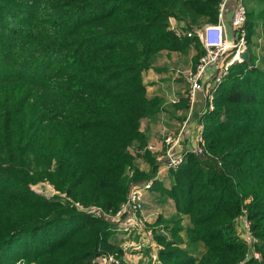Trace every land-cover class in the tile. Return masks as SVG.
I'll return each instance as SVG.
<instances>
[{
    "label": "trees",
    "instance_id": "obj_1",
    "mask_svg": "<svg viewBox=\"0 0 264 264\" xmlns=\"http://www.w3.org/2000/svg\"><path fill=\"white\" fill-rule=\"evenodd\" d=\"M221 2L0 0V264H100L110 255L125 264L127 242L110 240L106 221L32 187L47 183L116 213L128 195L131 151L147 143L142 123L162 105L142 75L162 51L193 45L201 59L206 51L188 32L217 24ZM172 20L186 23L183 34ZM260 25L264 10L248 11V45ZM256 62L247 52L214 88V110L201 115L209 154L187 152L170 172L171 189L156 182L179 220L173 240L155 235L154 264H240L249 252L243 211L261 254L247 264H264V69ZM83 222L101 227L81 252L72 240Z\"/></svg>",
    "mask_w": 264,
    "mask_h": 264
},
{
    "label": "rangeland",
    "instance_id": "obj_2",
    "mask_svg": "<svg viewBox=\"0 0 264 264\" xmlns=\"http://www.w3.org/2000/svg\"><path fill=\"white\" fill-rule=\"evenodd\" d=\"M246 6L250 13L255 15L260 14L264 10V5L255 0H246ZM177 22V21H176ZM171 21V27L179 34H183L186 29V23H176ZM196 30V29H195ZM198 30V29H197ZM257 37H253L251 43L248 45L247 52L255 56L257 59V66L264 69V25H260L257 30ZM261 36V37H260ZM246 52V53H247ZM224 56L226 62L230 58ZM200 59H198L195 46H191L183 52H168L162 51L158 54L153 67L142 75L143 82L148 90L149 97H158L161 102L160 111L153 117L145 119L142 123V131L147 138L146 145L142 147H134L131 155L134 159L133 165L127 169V186L128 193L131 187L144 180L157 178L158 172L164 167L166 162L167 148L165 140L168 137L177 139L182 133L184 139L180 144L182 150L187 149L192 142L195 141L199 134L201 125V118L196 127H192L190 123L194 122L196 113L190 115V95L191 84L189 81L190 74L196 69ZM214 75V74H213ZM210 81H205V90L202 91V99L198 105L200 93L198 92L195 107L198 105L202 114L206 111L208 101L207 95L210 93ZM212 84V83H211ZM177 103H174V101ZM189 110V112H188ZM195 126V125H194ZM147 146H153V151H146ZM143 151V153H140ZM159 170V171H158ZM142 176V177H141ZM142 179V180H140ZM173 174L164 172L160 175V180L165 188L171 189L173 184ZM33 191L39 195L59 198L62 200L63 206L71 212L78 214L89 215V217L101 218L106 221L113 229V235L108 237L110 240L116 238L119 242H127L125 244V264H154L158 262V245L155 235L162 234L168 240L172 239V234L169 231L174 225L173 221L179 220L176 216L175 207L172 201L162 195L161 191H152L148 194L145 204V212L143 214V224L137 225L130 233L123 231L122 223L115 221V213L108 214L104 209L97 206L84 207L78 201H75L71 196L62 194L55 190L47 183H39L32 187ZM87 208L81 209L77 206ZM108 214V215H104ZM190 222L188 218L182 220V227H188ZM101 225H90L89 223H81L78 231L75 232L72 243L75 247L80 248L81 252L87 251L94 246V235L97 233ZM151 233V235H150ZM101 236V235H100ZM180 236L186 237V232L180 233ZM154 237V238H153ZM174 238V237H173ZM186 248V247H182ZM192 251V249H190ZM61 252L58 251L57 254ZM101 263V258L98 259ZM18 264H33L29 262H20Z\"/></svg>",
    "mask_w": 264,
    "mask_h": 264
},
{
    "label": "built area",
    "instance_id": "obj_3",
    "mask_svg": "<svg viewBox=\"0 0 264 264\" xmlns=\"http://www.w3.org/2000/svg\"><path fill=\"white\" fill-rule=\"evenodd\" d=\"M230 0H222L218 15V23L215 25H206L200 30L188 32V37H197L206 51V54L200 59L195 71L189 76L191 84L190 95V115H192L195 106L198 92L205 90V75L209 70H213V77L210 83V93L207 95V109L214 110V88L221 84L229 72V68L236 62L244 60L243 55L247 54V31L246 23L248 18V9L246 0H236L232 12V19L230 21V28L232 30V37L228 34L225 24L226 6ZM231 37V38H230ZM230 56L228 61H224V56ZM174 103H177L175 100ZM190 123L189 119L185 122ZM184 139L182 133L177 139L168 137L165 140L166 162L164 167L158 172L157 178L144 180L134 184L126 200L122 203L120 208L114 215L117 223H122L123 231L130 234L137 225L143 224V214L145 212L146 198L157 182L160 180V175L164 172H172L178 170L185 162L187 152L203 157L209 154L206 149V141L203 135V126L200 127L199 134L194 142L185 149L180 148V144ZM153 146H147L146 151H153ZM140 153H143L141 151ZM80 207V204H77ZM83 210L86 208L80 207ZM105 216L107 214H104ZM240 229L243 239L249 246V252L245 260L240 264H247L250 259L260 260L261 254L255 250L256 239L252 233V224L249 221L246 211L239 219ZM151 235V233H150ZM100 264H120V260L113 255L101 258Z\"/></svg>",
    "mask_w": 264,
    "mask_h": 264
},
{
    "label": "crops",
    "instance_id": "obj_4",
    "mask_svg": "<svg viewBox=\"0 0 264 264\" xmlns=\"http://www.w3.org/2000/svg\"><path fill=\"white\" fill-rule=\"evenodd\" d=\"M235 1L236 0H230L229 2H228V4H227V6H226V11H225V24H226V28H227V31H228V34L232 37V30H231V28H230V21H231V19H232V12H233V8H234V5H235ZM176 22V21H175ZM177 23V22H176ZM179 23V22H178ZM183 23V22H182ZM206 25H215V24H210V23H206V24H204L203 25V27H205ZM203 27H200V29L201 28H203ZM174 28V27H173ZM197 29H199V27H196V30ZM199 29V30H200ZM230 37V38H231ZM210 75L212 76L213 75V70H209L208 71V73L205 75V78H204V80L205 81H210ZM200 93V95H199V99H198V105H199V103L201 102V99H202V93L201 92H199ZM198 94V93H197ZM197 98V97H196ZM196 106L195 107V110L194 111H192L193 112V114L194 113H196L197 114V116L194 118L195 120H194V122H190V125L194 128V127H196V123H198V121H199V119L201 118V115H202V112L203 111H200V108H199V106ZM188 112H189V110H188ZM195 125V126H194ZM202 125V124H201Z\"/></svg>",
    "mask_w": 264,
    "mask_h": 264
},
{
    "label": "water",
    "instance_id": "obj_5",
    "mask_svg": "<svg viewBox=\"0 0 264 264\" xmlns=\"http://www.w3.org/2000/svg\"><path fill=\"white\" fill-rule=\"evenodd\" d=\"M243 58L246 59V58H247V54H244V55H243Z\"/></svg>",
    "mask_w": 264,
    "mask_h": 264
}]
</instances>
